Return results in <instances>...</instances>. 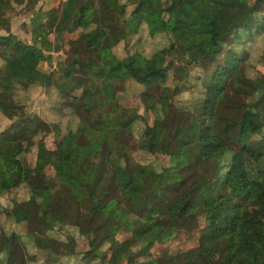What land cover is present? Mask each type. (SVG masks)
<instances>
[{
    "label": "trees",
    "instance_id": "obj_1",
    "mask_svg": "<svg viewBox=\"0 0 264 264\" xmlns=\"http://www.w3.org/2000/svg\"><path fill=\"white\" fill-rule=\"evenodd\" d=\"M40 1L0 0V264H148L151 245L138 246L139 235L152 233L144 222L157 215L187 219L198 206L211 216L217 264H264V98L252 94L264 86L255 70L264 62V0H238L246 15L223 33L194 29L184 0H159L157 24L141 20L149 0H64L76 1L75 11L53 30L47 11L36 8ZM193 1L201 18L219 2ZM94 8L97 32L88 38ZM15 14L29 18L31 43L11 32ZM41 40L52 52L38 46ZM194 62L216 65L205 75L189 70ZM229 84L233 106L244 111L250 127L251 142L236 149L221 142L213 126ZM153 88L160 90L151 93ZM42 96L38 113L34 105ZM137 96L153 111L152 124L141 115L122 119ZM187 106L206 143L204 165L166 173L137 163L132 141L139 123L143 148L180 154L188 140L176 127ZM49 136L53 148L42 145ZM78 147L87 153L76 157ZM120 172H137L144 182L122 188L115 182ZM63 184L88 213L86 221L77 220L74 197ZM217 191L233 196V203ZM119 209L133 234L112 238L100 251L106 237L101 227ZM51 223L85 240L88 249L45 255L31 226Z\"/></svg>",
    "mask_w": 264,
    "mask_h": 264
},
{
    "label": "rangeland",
    "instance_id": "obj_2",
    "mask_svg": "<svg viewBox=\"0 0 264 264\" xmlns=\"http://www.w3.org/2000/svg\"><path fill=\"white\" fill-rule=\"evenodd\" d=\"M64 0H41L37 7H42L47 11L48 24L53 30L62 27L68 23L69 17L74 13L76 8V1H70V3L63 2ZM125 2L126 0H118ZM182 6L189 13L190 24L196 30H216L219 33H223L230 29L236 23L241 22L246 13L244 6L238 0H219V2L210 3L208 12L205 17H200L197 11L196 4L193 0L182 1ZM97 11L92 9L89 12V34L87 37L95 36L97 29L92 26V21L96 18ZM146 21L148 24H157L160 20L159 15V0H149L148 10L142 15L141 20ZM140 20V21H141ZM30 22L28 17H21L13 15L10 29L12 33H15L23 40L31 43L30 34ZM2 33H5L3 30ZM136 37H139L135 33ZM158 44V42H155ZM38 46L47 54L52 52L49 42L47 40H41L38 42ZM261 51L254 56V61L260 60ZM56 57V54L54 53ZM188 62V56L184 59ZM198 62H194L189 65L190 69H195L200 74H208L213 69L216 63H212L209 66L202 64L197 66ZM188 70V71H189ZM255 70L257 74L264 78V62L256 63ZM193 70H191L192 72ZM124 72V69L121 73ZM118 73V74H121ZM174 70L171 71V79L173 77ZM195 74V73H194ZM205 77V76H204ZM170 79V80H171ZM167 81L166 84L168 85ZM194 83L192 84V86ZM264 85V83H263ZM199 86V85H198ZM247 91H251L253 86L246 87ZM197 90V88H195ZM160 88H153L151 93L158 92ZM255 98H264V86H255V90L252 92ZM248 96L243 94L242 98L246 99ZM43 96L40 97L35 105L36 111H41ZM232 88L229 84L228 89L220 97V105L217 107V118L213 124L215 125L217 132V138L226 143L228 146L236 149L242 147L244 144L251 142L250 131L248 121L245 117V113L242 109L233 106ZM136 115H141L145 118L147 124H152L155 118L153 111L145 108L144 102L137 96L130 105L123 110L122 119L139 120ZM176 130L185 132L187 134V144L181 149V152L177 156H163L149 151L142 146V130L143 124L136 125L134 131L132 144L135 148L136 155L138 157L137 163L151 164L157 170L169 173L175 170L176 167L183 166L189 163L201 167L204 165L205 156L204 149L206 146L205 141L201 137L200 128L198 125V118L194 114V111L190 106L184 109V115L182 120L177 124ZM88 135L95 134V130L87 131ZM47 148H53L52 136H49L42 143ZM9 151V150H8ZM87 149L78 147L75 151L76 157H82L87 153ZM9 153H12L11 150ZM257 166V162L254 163ZM264 167V161L262 162ZM53 169L48 168V176L52 177ZM130 181L137 183H143L144 178L137 172H120L116 176V184L122 188H126ZM64 190L70 196L74 197L76 204V217L79 222L86 221L89 217L88 213L82 209L78 199L75 198L71 188L62 185ZM230 191V190H229ZM225 196L229 203H233L234 197L227 196V192H219ZM16 220L22 219L18 212L13 211ZM144 225L149 228L152 233H145L141 237V244H150L151 255L146 259L148 264H217L214 260L216 258L215 251L217 250L216 242L210 238V225L211 216L207 213L203 206L194 208L187 219H175L170 216H154L150 217L144 222ZM32 235L36 239V246L44 250V254L48 256L63 255L66 252H76L88 249L87 242L85 240H75L74 238L66 235L63 229L56 224L45 225H32ZM233 229L227 231V236L231 235ZM225 231V229H223ZM101 232L105 234V240L100 246L99 250L103 251L108 247L112 238L124 239L129 238L133 233L130 227L126 223L123 210H116L101 227ZM140 232V230H135ZM132 233V234H131ZM157 233H159L157 235ZM13 240H16L15 236ZM151 242V243H150ZM153 243V244H152ZM14 264V263H11ZM124 264V263H123Z\"/></svg>",
    "mask_w": 264,
    "mask_h": 264
},
{
    "label": "crops",
    "instance_id": "obj_3",
    "mask_svg": "<svg viewBox=\"0 0 264 264\" xmlns=\"http://www.w3.org/2000/svg\"><path fill=\"white\" fill-rule=\"evenodd\" d=\"M36 103V102H35ZM36 110V109H35ZM38 113H40L41 111H37Z\"/></svg>",
    "mask_w": 264,
    "mask_h": 264
}]
</instances>
